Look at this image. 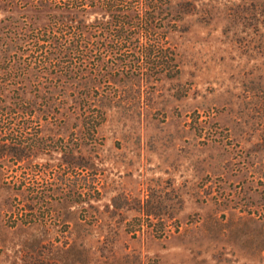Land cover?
Instances as JSON below:
<instances>
[{"label": "rangeland", "instance_id": "374dc122", "mask_svg": "<svg viewBox=\"0 0 264 264\" xmlns=\"http://www.w3.org/2000/svg\"><path fill=\"white\" fill-rule=\"evenodd\" d=\"M61 1L0 0V264H264V0H158V78L36 64Z\"/></svg>", "mask_w": 264, "mask_h": 264}, {"label": "trees", "instance_id": "16d2710c", "mask_svg": "<svg viewBox=\"0 0 264 264\" xmlns=\"http://www.w3.org/2000/svg\"><path fill=\"white\" fill-rule=\"evenodd\" d=\"M40 6L32 7L39 17L31 21H48L50 24L36 28L46 38L40 45L46 53L36 64L45 66L52 62L67 72L97 68L120 73L142 71L154 78L171 77L175 73L173 54L158 38L163 35L167 16L161 1L95 0L86 3L65 0L49 3L44 12L36 9ZM94 9L100 10L106 18L88 23L85 15ZM93 34L101 35L95 46ZM134 36H143L142 44H138ZM135 50L140 52L134 54ZM82 113L92 114L88 107Z\"/></svg>", "mask_w": 264, "mask_h": 264}]
</instances>
